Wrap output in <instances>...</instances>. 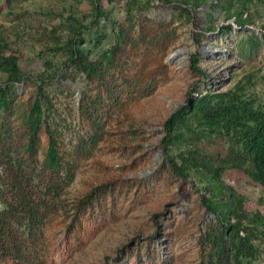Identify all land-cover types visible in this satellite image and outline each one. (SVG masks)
Here are the masks:
<instances>
[{
	"label": "rangeland",
	"instance_id": "374dc122",
	"mask_svg": "<svg viewBox=\"0 0 264 264\" xmlns=\"http://www.w3.org/2000/svg\"><path fill=\"white\" fill-rule=\"evenodd\" d=\"M243 4L255 21H235ZM75 51L100 60L104 82L87 84ZM108 89L131 101L91 147L78 99L86 90L103 107ZM250 107L264 111V0H0V159L48 182L49 126L73 171L36 226L11 219L7 241L29 264H209L228 224L250 240L243 260L264 264V178L243 146Z\"/></svg>",
	"mask_w": 264,
	"mask_h": 264
},
{
	"label": "trees",
	"instance_id": "16d2710c",
	"mask_svg": "<svg viewBox=\"0 0 264 264\" xmlns=\"http://www.w3.org/2000/svg\"><path fill=\"white\" fill-rule=\"evenodd\" d=\"M237 8L238 19H235L236 22L241 21L243 14L248 21H255L256 13L254 11L248 10L244 4ZM69 60L78 71L84 74L87 84L104 82L100 60L89 61L78 51H75ZM7 63L11 64L13 69L18 67L15 60L7 61ZM108 91V101L103 107H99L96 101L89 97L86 90L81 92L78 99L81 113L88 120L91 128L88 136V143L91 147L97 145L103 137L102 122L110 114L124 108L131 101L130 94L123 95V93L112 89H108ZM42 93V88L39 86V95L33 99L29 107L28 116L33 119L27 139L30 150H34L36 134L41 126L39 113L44 98ZM192 104L194 107L203 109L202 98L195 99ZM235 104L234 102L233 105L222 108L223 112L232 115L235 111L233 107L236 106ZM249 112L256 119H254L252 125H244L243 146L255 168L256 174L263 180L264 111L250 107ZM234 115L236 120H241V116ZM45 131L48 136L47 160L52 170L49 181L45 184L38 185L30 182L22 167L9 157L4 156L5 158L0 159V259L7 264H29L21 260L23 256L22 245L7 241L11 219L21 217L25 219L27 226H36L41 217L59 203L65 180L70 179L73 175L71 165H63L54 131L49 126L45 127ZM171 164L176 169L177 166L173 161H171ZM61 169L66 171V175L61 174ZM202 201L207 209L215 211L214 206L207 200L203 198ZM222 227L223 229L218 233V244L215 245L216 255L209 258V264H256L252 261L243 260L248 251L245 244L251 246L248 237L240 235L237 229L234 231L228 224H223Z\"/></svg>",
	"mask_w": 264,
	"mask_h": 264
},
{
	"label": "bare ground",
	"instance_id": "6f19581e",
	"mask_svg": "<svg viewBox=\"0 0 264 264\" xmlns=\"http://www.w3.org/2000/svg\"><path fill=\"white\" fill-rule=\"evenodd\" d=\"M180 53H181V50L174 51L173 53H171V55L169 57L170 58H179L180 57Z\"/></svg>",
	"mask_w": 264,
	"mask_h": 264
}]
</instances>
